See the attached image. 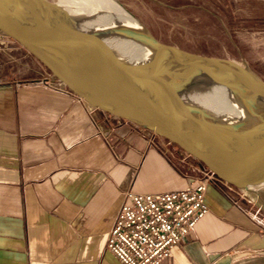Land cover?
<instances>
[{
	"label": "crops",
	"instance_id": "1",
	"mask_svg": "<svg viewBox=\"0 0 264 264\" xmlns=\"http://www.w3.org/2000/svg\"><path fill=\"white\" fill-rule=\"evenodd\" d=\"M32 60L0 34V264H121L106 242L124 194L186 188L197 168ZM204 201L159 264H264V187L212 182Z\"/></svg>",
	"mask_w": 264,
	"mask_h": 264
},
{
	"label": "water",
	"instance_id": "2",
	"mask_svg": "<svg viewBox=\"0 0 264 264\" xmlns=\"http://www.w3.org/2000/svg\"><path fill=\"white\" fill-rule=\"evenodd\" d=\"M93 18L70 2L0 0V34L87 105L140 125L229 185L264 184V80L243 62L188 52L152 37L139 39L150 49L147 60L128 59ZM125 36L136 39L130 30ZM237 78L247 79L252 91L231 119L196 116L198 108L178 98L182 84L192 87L202 79L231 84Z\"/></svg>",
	"mask_w": 264,
	"mask_h": 264
},
{
	"label": "rangeland",
	"instance_id": "3",
	"mask_svg": "<svg viewBox=\"0 0 264 264\" xmlns=\"http://www.w3.org/2000/svg\"><path fill=\"white\" fill-rule=\"evenodd\" d=\"M116 1L158 42L196 54L243 62L264 80V0ZM122 36L115 37H125ZM32 59L27 54L28 62ZM168 93L176 96V91ZM156 140L163 150L167 148L165 154L170 159L185 162L182 165L188 171L199 167L165 140H162L164 147L160 139ZM195 173L200 175L198 170Z\"/></svg>",
	"mask_w": 264,
	"mask_h": 264
},
{
	"label": "built area",
	"instance_id": "4",
	"mask_svg": "<svg viewBox=\"0 0 264 264\" xmlns=\"http://www.w3.org/2000/svg\"><path fill=\"white\" fill-rule=\"evenodd\" d=\"M157 138L164 147L163 139ZM164 150V153L168 151ZM197 170L200 175L183 189L157 194L132 191L124 194L106 242L107 250L121 264H159L169 257L172 249L207 213L204 193L208 183L240 189L219 180L202 166Z\"/></svg>",
	"mask_w": 264,
	"mask_h": 264
},
{
	"label": "bare ground",
	"instance_id": "5",
	"mask_svg": "<svg viewBox=\"0 0 264 264\" xmlns=\"http://www.w3.org/2000/svg\"><path fill=\"white\" fill-rule=\"evenodd\" d=\"M59 1L70 2L87 14H92L95 24L103 26L108 31V41L121 56L135 61L149 58V47L139 39L151 37V35L116 0ZM33 27L35 28V26ZM127 30L132 31L136 39L126 37ZM38 31L40 32V29ZM117 34H124L125 37H115ZM39 37H43V34H40ZM178 87V98L181 97L185 104L198 108L194 115L207 117L211 120H228L239 115L244 109L245 97L252 91L250 82L245 78H237L231 84L228 82L219 84L218 81L215 83V81L202 79L192 87L187 84ZM257 187L252 188L256 189Z\"/></svg>",
	"mask_w": 264,
	"mask_h": 264
}]
</instances>
